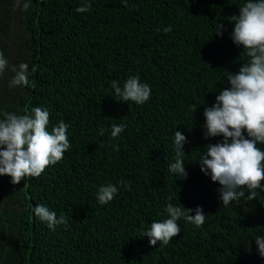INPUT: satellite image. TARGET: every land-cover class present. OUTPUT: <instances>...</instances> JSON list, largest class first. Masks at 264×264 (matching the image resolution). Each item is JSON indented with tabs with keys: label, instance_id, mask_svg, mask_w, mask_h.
<instances>
[{
	"label": "trees",
	"instance_id": "obj_1",
	"mask_svg": "<svg viewBox=\"0 0 264 264\" xmlns=\"http://www.w3.org/2000/svg\"><path fill=\"white\" fill-rule=\"evenodd\" d=\"M11 1L0 0V7ZM126 2L22 0L21 30L30 35H20L14 64H29L30 83L20 89L7 81L1 110L47 109L48 131L64 121L71 147L38 178L13 185L6 176L0 264H264L255 243L264 236V190L249 201L244 188L245 197L224 206L219 185L197 164L204 147L222 139H204L205 107L250 59L230 38L232 16L248 0ZM85 4L90 11H76ZM10 20V8L0 9L4 53ZM220 22L222 37L215 36ZM135 76L151 87V98L142 105L117 101L111 82L123 87ZM121 124L113 138L112 126ZM175 131L187 138L186 179L169 171ZM109 183L118 193L102 205L97 192ZM168 203L202 207L206 222L197 228L181 218L180 234L153 247L144 233L168 218ZM37 205L66 217L67 226L48 228L34 213Z\"/></svg>",
	"mask_w": 264,
	"mask_h": 264
},
{
	"label": "clouds",
	"instance_id": "obj_2",
	"mask_svg": "<svg viewBox=\"0 0 264 264\" xmlns=\"http://www.w3.org/2000/svg\"><path fill=\"white\" fill-rule=\"evenodd\" d=\"M124 6L127 2L124 0ZM26 10L30 4L23 5ZM91 5L85 4L76 9L84 13L90 11ZM234 28L231 40L237 47H242L248 62L243 63L237 72L227 77L229 87L222 88L215 96V103L205 107L203 116L204 139L220 137L216 143H208L200 156L201 172L210 176L212 182L219 185V200L224 206L245 197L243 190L247 188V199L253 201L257 197V189L264 190V150L257 144H264V0H248L239 8V14L232 16ZM224 25L215 26V36H223ZM171 27L165 28L170 32ZM10 73L8 87L26 88L29 86V64L20 62L9 67V57L0 51V79ZM114 95L119 102L132 101L137 105L146 103L151 98V87L142 83L138 76L129 77L123 87L118 81L111 82ZM50 113L47 109L35 107L30 114L17 115L0 112V176H8L13 185L20 184L26 178H38L49 166H54L64 158L70 149L68 124L60 121L48 131ZM124 125H113L111 136H119ZM100 134H104L101 129ZM187 138L180 131L174 133L176 149L175 162L169 171L177 178L186 179L183 146ZM103 147V145H100ZM118 193V187L111 183L100 186L97 199L100 204L111 202ZM168 218L162 222H152L144 233L151 246L157 243L166 246L181 232L178 221L186 222L199 228L206 222L202 207L186 209L168 203L165 209ZM195 214L192 215L191 213ZM34 213L44 221L48 228L57 225L67 226V218L57 217L56 212L46 206L37 205ZM257 251L264 257V236H256Z\"/></svg>",
	"mask_w": 264,
	"mask_h": 264
},
{
	"label": "water",
	"instance_id": "obj_3",
	"mask_svg": "<svg viewBox=\"0 0 264 264\" xmlns=\"http://www.w3.org/2000/svg\"><path fill=\"white\" fill-rule=\"evenodd\" d=\"M21 4L22 0H12L11 3L5 4L0 7V9H3L4 7H9L11 12V20H10V35L9 37L4 38L3 44L7 43L5 55L9 57V67H11L16 59L17 54V48L18 43L21 41L20 35H30V32L27 30H21ZM10 78V73L6 74L2 79H0V112L1 110V104L3 99V93L7 84L8 79ZM2 188H1V205H0V211L3 217V221L7 224L6 216L4 213L5 207H6V187H7V179L6 176H2ZM7 236L9 239V232L8 228L6 227ZM7 249L4 251V254H6Z\"/></svg>",
	"mask_w": 264,
	"mask_h": 264
}]
</instances>
